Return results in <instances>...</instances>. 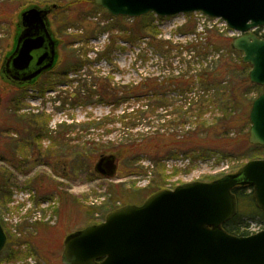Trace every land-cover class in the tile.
<instances>
[{
    "label": "rangeland",
    "instance_id": "1",
    "mask_svg": "<svg viewBox=\"0 0 264 264\" xmlns=\"http://www.w3.org/2000/svg\"><path fill=\"white\" fill-rule=\"evenodd\" d=\"M56 1L60 3L59 8H40L54 10L48 16V23L58 41L59 63L31 86L20 87L3 74L4 61L15 44L14 35L20 30L24 9L17 11L12 19L10 15L15 6L6 7L5 12L9 17L0 23V221L8 238L24 242L20 247L8 244L5 251L0 253V264H65L63 244L70 234L103 221L113 208H119L125 203L140 204L146 198L152 180L155 185L174 189L184 183L220 178L236 173L247 161L258 159L254 153L261 149L251 145L248 136L245 138L236 133L231 153H215L192 162L185 157L186 152L179 151L177 157L162 163L165 167L155 168V176L148 171L152 162L136 152L125 160L113 153L118 167L115 176L106 177L97 173L95 164L102 155L94 158V153L86 152L85 149L82 151L81 146L85 142H96L99 139V143L110 145L117 139L122 125L120 122L114 125L112 122L99 124L100 128L92 130L93 134H87L83 133L87 122H98L107 115H110V121H118L120 115L132 111L138 98L124 101L117 108L105 105L97 97L91 100L86 98V83L90 86L98 76L102 77L103 82V77H111L112 83H118L119 87H133L131 84L139 82L145 75L157 77L169 65L185 67L182 58H192L185 53L179 55L177 50L172 54L158 51L155 46L147 44V39L135 44L120 41L117 50L107 58H99L98 53L104 50L112 33H120L117 27H129L131 22L117 21L118 17L96 6L94 0ZM152 15L150 19L161 30L158 37L172 39L174 42L185 43L194 39L195 34L179 31V27L185 24L188 25L187 30L195 26L197 32H202L204 24L224 27L221 19L207 20L195 13L170 17ZM126 19L132 21L134 18ZM225 30L224 39H227V35L230 36L232 32ZM86 33H89V39L77 40ZM85 53L86 57L83 56ZM80 56L84 60L88 58L89 63L77 72H72L70 69L80 63ZM67 71L68 75L62 76ZM22 88L23 93L20 91ZM74 92H80V97H72ZM168 93V99L174 103L180 96L174 91ZM81 98L84 102L77 104ZM153 101L157 100L153 98ZM32 115H36L33 120ZM61 122L77 125L67 135L65 142L56 140ZM46 127L49 133L38 134L39 130H47ZM113 127L114 131L106 132ZM39 135L43 136V151L50 149L51 156L38 153V144H34V140ZM246 141L251 145L249 148ZM138 157L143 159L142 163L139 160L135 165L144 168L140 167L142 172L131 176L128 173ZM260 158H264V155ZM250 192L247 188L243 190L245 194ZM247 209H252V212H247ZM250 214L255 217H249ZM238 215L250 225L252 231L261 225L260 213L246 198L238 201ZM13 247L24 251V254H31L7 262L6 258Z\"/></svg>",
    "mask_w": 264,
    "mask_h": 264
},
{
    "label": "water",
    "instance_id": "2",
    "mask_svg": "<svg viewBox=\"0 0 264 264\" xmlns=\"http://www.w3.org/2000/svg\"><path fill=\"white\" fill-rule=\"evenodd\" d=\"M113 17L147 14L170 17L202 13L221 19L241 33L232 48L250 65L251 83L264 89V38L252 30L264 27V0H94ZM50 9L30 7L21 13L24 27L3 74L27 82L57 60L56 41L49 31ZM43 51V52H42ZM5 69V71H4ZM249 143L264 147V90L250 109ZM116 156L102 155L95 171L106 177L117 172ZM252 188L264 213V158L247 161L233 174L162 189L142 204H126L109 212L64 241L65 264H264V229L248 236L227 232L223 225L238 213L233 189ZM0 221V253L7 243Z\"/></svg>",
    "mask_w": 264,
    "mask_h": 264
},
{
    "label": "trees",
    "instance_id": "3",
    "mask_svg": "<svg viewBox=\"0 0 264 264\" xmlns=\"http://www.w3.org/2000/svg\"><path fill=\"white\" fill-rule=\"evenodd\" d=\"M59 4L56 0H0V23L6 21L9 17L5 12V8L9 6H15L10 15L13 19L17 11L29 7L56 6L59 8ZM152 16V14H147L134 18L132 21L124 17L116 18L117 21L131 22L130 26H125L126 28L123 25H121L122 28L117 27L120 35L112 33L104 50L98 53L99 58H107L110 53L117 50V44L120 41L135 44L147 39V44L155 46L158 51L172 54L174 50H177L179 55L185 53L192 59H186L187 56H185L182 58L185 61V67L180 68L169 65V68L162 69L163 72L157 77L143 76L139 82L131 84L133 87L129 85L119 87L118 83H112L113 78L111 77H103L105 80L103 82L102 77L98 76L90 86L86 83L84 90L86 98L91 100L97 97L98 101L105 103V105H113L117 108L124 101L134 97L138 99L132 111L120 115L121 118L119 117L118 121H114L115 119L110 121L111 117L107 115L100 119L101 122H87L83 132L87 134H93L92 130L100 128L99 124L112 122L114 125V123L120 122L122 127L118 130L115 142L108 145L105 142L99 143L100 139L96 142L88 141L81 146V149L82 151L85 149L86 152L94 153V156L92 155L94 158L114 153L119 159L125 160L134 156L135 152L143 154L142 156H146L152 162V166L149 167L150 170L147 169L155 176V168L165 167L166 165H162V163L165 164L167 159L177 157L176 154L179 151L186 152L185 157L193 160L192 162L205 159L215 153H231L230 148L234 145L233 142L236 139L233 136L236 133L242 134L245 138L248 136L251 105L254 99L262 93L263 87L251 83L248 77L251 67L242 61V53L232 48L234 37L227 35V39H224L226 36L224 34L227 32L226 28L218 27L216 24L212 26L204 24L202 32H197L195 26L193 29L189 27L187 30L188 25L185 24L179 27V31L184 34H195L194 39H190L185 43L174 42L172 39L158 37L161 30L158 24L150 19ZM110 19L115 20V18ZM88 34L81 35L77 40L89 39ZM261 36L264 37V34ZM84 55L87 56L86 53ZM211 55L213 56L212 59L208 60ZM87 63H89V59L84 60L81 57L80 63L70 70L77 72ZM69 71L62 76H67ZM23 90L24 88L20 91L23 93ZM168 91H174L180 95L175 103L171 102L172 99H168L166 95ZM79 93L74 92L71 96L76 99L80 97ZM153 98L157 101H153ZM80 100L77 104L82 102V98ZM151 102L153 103L151 104ZM160 108H162L161 111ZM35 117L36 115H32V120ZM76 128L77 125L75 124L61 122L56 140L65 142L67 135ZM114 129V127L107 129L106 132L110 133ZM45 133H49V130H39L38 134ZM41 136H37L34 144H38L37 151L40 155L44 154L49 157L51 156L49 155L51 150L43 151ZM246 145H248V148L251 146L247 144V141ZM258 147L261 148L260 151L254 154L260 158L264 155V147ZM140 158H135L136 162H133L129 175L133 176L142 172L140 171L141 165H135L139 160L142 163L141 160L143 159ZM142 167L144 168V166ZM215 179L217 178H212L209 181ZM246 188L250 189L251 192L248 194L243 193ZM148 189L144 200L153 193L165 189V187L155 185L152 180ZM233 193L237 198V202L246 198L252 202V205L254 204L261 215V224L264 225V213L255 204L251 186L239 185L233 189ZM251 210L247 209V212H252ZM249 217L255 216L250 214ZM223 227L227 232L234 235L248 236L251 234L250 225L238 214L226 222ZM11 243L20 247L24 242L22 240L15 241L9 237L3 251ZM30 254H24V251L15 250L13 247L6 261H16L26 258Z\"/></svg>",
    "mask_w": 264,
    "mask_h": 264
},
{
    "label": "flooded vegetation",
    "instance_id": "4",
    "mask_svg": "<svg viewBox=\"0 0 264 264\" xmlns=\"http://www.w3.org/2000/svg\"><path fill=\"white\" fill-rule=\"evenodd\" d=\"M54 7H55V6H54ZM48 9H50V12H49V14H48V16H49V15L52 14V12H53L54 10L52 11L51 8H48ZM53 9H56V7L53 8ZM48 26H49V25H48ZM19 27H20V30L17 31L18 33L15 32V35H14V37L16 38L15 41H14L15 44H14V46L11 48L10 53H8V55L6 56V59H5L4 63L7 61L8 57L14 52V50H15V48H16V45H17L18 38H19V36L22 34V31H23L24 27H23L21 21H20V25H19ZM49 31H50V33L52 34V37L54 38V40L56 41V47H58V41H57V40L55 39V37L53 36V33L51 32V29H50V28H49ZM42 52H43V51H42ZM58 63H59V56H58V52H57V60H56V63H55L52 67L43 70V71L41 72V74H39V76H37L36 78H33L32 80L27 81V82L16 81V80H13V79L11 78L10 75H7V74H6V75L4 74V75H5V77H7V78L9 79V81H11V82L17 84V85L20 86V87L31 86V85H33L34 83H37V81H38L43 75H45V74L49 73L50 71H52V70L58 65ZM3 68H4V65H3ZM4 71H5V69H4Z\"/></svg>",
    "mask_w": 264,
    "mask_h": 264
},
{
    "label": "built area",
    "instance_id": "5",
    "mask_svg": "<svg viewBox=\"0 0 264 264\" xmlns=\"http://www.w3.org/2000/svg\"><path fill=\"white\" fill-rule=\"evenodd\" d=\"M202 16V15H201ZM206 19V18H205Z\"/></svg>",
    "mask_w": 264,
    "mask_h": 264
}]
</instances>
